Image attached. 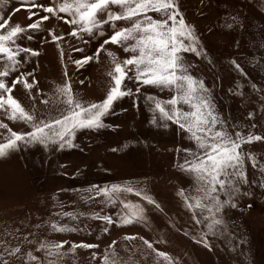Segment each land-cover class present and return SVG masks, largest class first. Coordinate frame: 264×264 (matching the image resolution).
Here are the masks:
<instances>
[{"label":"snow or ice","instance_id":"snow-or-ice-1","mask_svg":"<svg viewBox=\"0 0 264 264\" xmlns=\"http://www.w3.org/2000/svg\"><path fill=\"white\" fill-rule=\"evenodd\" d=\"M17 4L6 15L0 14V113L18 128L13 130L0 120V130H3L0 131V160L30 148H39L44 153L76 148L78 132L112 127L105 121L115 114L119 101L128 98L137 110L143 101L152 126L164 130L174 126L180 140L187 141L168 151L175 153L172 167L178 179L187 181L177 187L175 195L182 210L189 215L192 241L208 251L213 250V240L228 237L235 241L237 233L229 223V211L241 208L243 198H252V188L264 191V160L245 147L264 141V134L253 131L259 123L251 122L256 119L254 111L247 113L248 123L233 121L230 114L225 115L217 102L219 85L209 86L197 74L198 65L192 62V57L213 67L215 61L209 56L196 25L186 19L181 0H17ZM21 9L26 11V24L12 19ZM50 19L63 21L67 32L47 27L44 22ZM222 19L228 30L244 28L239 13H227ZM34 33H46L42 43L55 45L63 66V79L51 93L39 86L36 76L39 63L31 69L26 67L29 58H38L41 54L24 43L33 41ZM94 40L97 46L89 54L86 48ZM64 43L69 45L67 51ZM259 51L260 60L253 56V66L264 62V32ZM102 54L107 59V86L100 99H89L74 88L69 66H74V72L79 73L90 63L100 64ZM227 67L229 73L234 71L248 79V73L236 59H230ZM78 83L86 86L85 79H79ZM18 86L32 101L30 107L14 95V90H20ZM250 87L254 94H260L264 105V83L259 86L251 83ZM228 92L239 98L245 94L241 83L230 86ZM37 101L44 106L42 110ZM121 111L128 109L121 106ZM260 116L264 119V107ZM259 127L264 129V124ZM139 143L147 147L146 142ZM128 147L124 144L109 151L117 153ZM249 163L259 174L258 179H249ZM71 191L79 194L85 210L73 207L66 211L63 201L53 195V211L35 225L37 230L46 229L44 237L40 238L38 231L24 234L20 227L5 229L4 235L18 243L9 246L7 239L0 240V264H15V261L68 264L77 249L99 248V244L57 241L49 234L80 231L81 219L101 222L102 231L107 234L113 226L117 229L135 224L147 226L150 207L161 213L165 211L147 184L138 179L91 183ZM94 204L97 210L91 208ZM247 207L250 209L252 204ZM65 218L68 222L61 223ZM184 235L189 236L190 230L185 229ZM122 239L141 243L125 258L116 249L117 241L112 240L98 264H148L149 257L151 264H181L175 256L154 246V243H167L164 236L155 242L144 236L124 235ZM239 243L242 245L244 240ZM25 244L29 246L27 249ZM235 247L234 243L233 250ZM123 251L129 250L125 246ZM137 255L141 259H135ZM96 258L93 252L91 259Z\"/></svg>","mask_w":264,"mask_h":264},{"label":"rangeland","instance_id":"rangeland-1","mask_svg":"<svg viewBox=\"0 0 264 264\" xmlns=\"http://www.w3.org/2000/svg\"><path fill=\"white\" fill-rule=\"evenodd\" d=\"M181 4L186 19L196 25L209 56L215 61L213 67L206 61L192 57V62L198 65L197 74L203 76L209 86L214 83L219 85L216 91L217 102L225 115L230 114L233 121L248 123L247 113L254 111L256 119L251 122L259 123L253 131L264 134V129L259 127V124H264V119L260 116L264 105L261 103L260 94H254L250 87L251 83L258 86L264 83V62L256 66H253L252 62L253 56L256 60L261 57L259 48L261 33L264 32V0H181ZM17 6V0H0V14L6 15ZM227 13H239L244 28L228 30L222 19ZM12 19L22 24L28 22L26 11L23 9L15 13ZM44 23L57 32H67L63 21L50 19ZM45 35L46 33H34L33 41H24L41 53L38 58H29L26 67L31 69L39 63L40 67L36 71L39 86L43 91L51 93L55 84L63 79V66L55 45L42 43ZM63 46L67 51L69 45L64 43ZM95 46V40L87 46L89 54ZM230 59H236L244 67L248 73L247 80L234 71L229 73L227 65ZM106 70L107 59L103 54L100 64L90 63L79 73L74 72V66H69V73L75 82L74 88L83 92L86 98L94 100L100 99L106 89ZM79 79H85L86 86H80ZM235 83L243 85L245 94L242 98L228 92V88L235 87ZM18 88L20 90H14V95L25 106L30 107L32 101L22 87ZM37 104L41 110L44 108L38 101ZM121 106L128 111L122 112ZM0 120L8 123L13 130H18L2 113ZM149 120L150 113L143 101L137 110L132 107L128 98H124L117 103L115 114L106 118V124L112 127L78 132L75 141L78 147L52 153L30 148L26 152L16 153L10 159L0 160V240L7 239L9 246L17 244V240L4 235L5 229L16 227H20L24 234L28 231H38L40 238H43L46 229L37 230L35 225L46 220L53 211V195L63 201L67 206L64 209L66 211H71L73 207L85 210L86 206L79 201V194L72 192V189L85 188L91 183L138 179L147 184L151 194L164 208V213L150 207L147 226L135 224L123 229L113 226L107 234L102 231L101 222L87 219L80 220V231L49 234L57 241L99 244V248L77 249L75 257H70L68 264H98L104 249L112 240L117 241V251L126 258L134 246L141 242H126L122 239L124 235L144 236L153 242L164 236L167 243H154V246L175 256L181 264H264V191L258 187L252 188L254 196L243 198L241 208L229 211V223L237 233L235 241L228 237L213 240L212 251L194 243L191 239L189 215L182 210L175 195L177 187L187 181L178 179V174L172 167L175 153L168 151L175 146H183L187 141L180 140L179 134L173 130L174 126L167 130L157 129ZM139 141L146 142L147 147ZM124 144L129 145L126 150L121 148L117 153L109 151L112 147ZM245 150L253 152L259 160H264V141L254 142L246 146ZM60 164L65 167L60 168ZM248 175L249 179L259 178L250 163ZM64 189L69 191L64 192ZM249 203L252 204L250 209L247 207ZM91 208L97 210L98 206L94 204ZM67 222V218L61 221ZM185 229L190 230L189 236L184 235ZM241 239L244 240L242 245L239 243ZM234 243L236 247L233 250ZM125 246L129 250L127 253L123 251ZM24 247L27 249L29 246L25 244ZM67 247L68 245H65V248ZM93 252L97 257L95 261L91 259ZM135 259L141 258L137 255ZM15 264H19V261H15ZM148 264H151V257Z\"/></svg>","mask_w":264,"mask_h":264}]
</instances>
